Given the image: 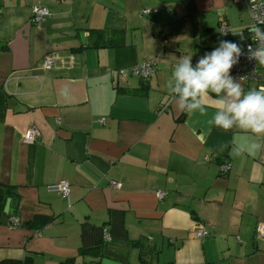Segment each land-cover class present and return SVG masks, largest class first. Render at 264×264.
I'll return each instance as SVG.
<instances>
[{"label": "crops", "instance_id": "obj_1", "mask_svg": "<svg viewBox=\"0 0 264 264\" xmlns=\"http://www.w3.org/2000/svg\"><path fill=\"white\" fill-rule=\"evenodd\" d=\"M33 6L49 15L33 21ZM250 22L239 0H0V182L18 195L0 222V264H264V147L232 154L264 139L210 125L217 100L205 114L179 110L166 87L177 58L195 65L213 34L241 46ZM90 29L118 45L90 46ZM143 60L155 63L147 79L108 72ZM60 181L68 195L49 190ZM109 210L127 237L107 246L126 261L79 252L81 223L103 225ZM34 215L51 221L28 224Z\"/></svg>", "mask_w": 264, "mask_h": 264}, {"label": "clouds", "instance_id": "obj_2", "mask_svg": "<svg viewBox=\"0 0 264 264\" xmlns=\"http://www.w3.org/2000/svg\"><path fill=\"white\" fill-rule=\"evenodd\" d=\"M253 38L259 41L256 49L248 46V59L264 65V31L252 29ZM243 50L238 43L221 41L219 47L201 56L195 65L192 56H181L172 69L166 87L175 97L179 110L205 114L209 105L206 101L217 100L209 124L224 131L239 129L249 132L257 139H264V87L245 92L240 79L231 75L238 64ZM226 146V145H225ZM264 145L253 140L244 145H234L232 154H249Z\"/></svg>", "mask_w": 264, "mask_h": 264}, {"label": "built area", "instance_id": "obj_3", "mask_svg": "<svg viewBox=\"0 0 264 264\" xmlns=\"http://www.w3.org/2000/svg\"><path fill=\"white\" fill-rule=\"evenodd\" d=\"M244 3L249 11L250 15V26L245 30L239 33L241 48L243 50V55L240 57L237 65L233 67L231 70V75L234 78H241L240 82L248 83L251 81H256L259 84V87H264V65L259 64L255 60L248 59V46L251 45L253 49H256L259 41L253 38L254 33L252 31L253 28H259L264 31V0H239ZM159 11V8H143L141 13L148 15L154 12ZM47 15H49V11L45 7L41 6H33L32 7V19L35 22L42 21ZM226 30L224 27L220 29L221 34H225ZM53 57L51 55H45L43 57V66L45 68H50L53 64ZM108 70V69H107ZM155 71V63L153 60H143L137 64L130 66L127 69L119 68L116 70H108L110 73H117L120 76H128L133 75L137 76L141 79H147L151 76V74ZM57 123L60 122L59 119H56ZM101 122L102 119H99ZM39 137V130L36 127H28L23 134V142L32 143ZM206 160H209L208 156H205ZM229 163H224L222 165V170L227 171L229 169ZM111 186L118 187L119 183L115 181H111ZM49 190L57 191L62 195H68L69 193V184L67 181H60L55 184L48 186ZM165 192L163 190L157 189L156 196L161 199L164 196ZM8 224L17 226L19 221L15 218H9ZM257 232L260 237H264V222H260L257 225ZM198 237H206L208 235V231L204 228H200L197 230ZM105 240L109 239V235L104 233Z\"/></svg>", "mask_w": 264, "mask_h": 264}, {"label": "trees", "instance_id": "obj_4", "mask_svg": "<svg viewBox=\"0 0 264 264\" xmlns=\"http://www.w3.org/2000/svg\"><path fill=\"white\" fill-rule=\"evenodd\" d=\"M89 36L92 39V47L112 46L118 45V40L113 37H105V32L97 29H90ZM221 41H226L220 34H213L201 40L202 56L219 47ZM16 187L0 182V222L3 217L8 216L4 212V204L7 198L15 201L17 199ZM51 221V217L43 215H34L27 223L30 225H41ZM104 233L110 237L125 239L127 237L126 230L123 225V214L120 211L109 210L108 220L103 225H93L86 221L81 223L80 238L81 244L79 246L80 254H91L93 256H104V249L107 242L104 238ZM137 246L136 242L132 243ZM21 264H31L29 257L25 258ZM60 264H79L74 259H67Z\"/></svg>", "mask_w": 264, "mask_h": 264}, {"label": "water", "instance_id": "obj_5", "mask_svg": "<svg viewBox=\"0 0 264 264\" xmlns=\"http://www.w3.org/2000/svg\"><path fill=\"white\" fill-rule=\"evenodd\" d=\"M80 38L81 41H83V33L80 32ZM16 201L11 200L10 198H7L4 204V212L8 213L12 210L13 205H15ZM104 254L109 255L113 258L126 261L127 260V252L123 249L113 248L111 246H106L104 249Z\"/></svg>", "mask_w": 264, "mask_h": 264}]
</instances>
